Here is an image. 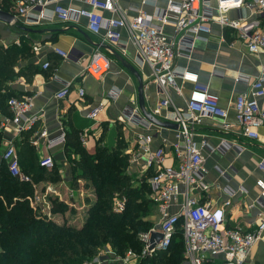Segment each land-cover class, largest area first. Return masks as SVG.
Wrapping results in <instances>:
<instances>
[{
  "label": "crops",
  "instance_id": "obj_1",
  "mask_svg": "<svg viewBox=\"0 0 264 264\" xmlns=\"http://www.w3.org/2000/svg\"><path fill=\"white\" fill-rule=\"evenodd\" d=\"M115 1L125 18L131 20L136 16V10L154 15L157 10H163L171 0H151L154 5L143 4L142 0ZM58 3L65 8L80 6L69 0H59ZM16 6V0H0V10L14 16L11 23L0 21V51L3 57H12V62L6 66L9 73L0 87V97L1 100L12 97L32 98L33 108L30 115L35 116L37 120L30 130H23L20 133H17L12 125L0 127V166L3 165L8 173L3 154L9 145H12L18 158H25L26 151L29 150L36 158L37 172L25 171L21 166L22 177H26L27 180L16 179L19 183L31 186L32 193L24 199L15 197L11 205L0 197L4 209L10 210L17 201L26 200L36 218L42 220L45 217H54L58 215L53 214V208L57 203L53 200L52 207L49 205L51 190L54 192L55 187L65 184L67 197L70 196L67 204L69 211L84 209L83 200L72 190L77 188L80 182L85 184L83 179L77 177L80 173L73 172L81 158V154L71 144L74 140L69 137V133L74 131L85 155L95 158L99 149H103L108 154L116 151L119 158H126L124 173L129 177L132 187L141 190L150 206L153 205L158 210L152 200V190L148 183L152 171L144 166L145 157L140 153L138 141L141 136L149 135L150 149L164 151V166L177 168L179 163L172 152L177 131L142 122L145 119L138 109L136 79L116 62L109 51L100 48L108 46L131 64L141 76L145 109L161 122L178 126L173 116L177 112L185 113L187 98L194 87L214 97L218 105L226 111L225 121L229 124L228 130L216 129L219 120L211 118L201 119L190 130L191 141L198 148L203 160V180L210 187L203 198L197 196L198 202L207 200L211 208L221 209L224 226L227 228L242 231L254 228L259 216L264 214V203L257 202L260 195L263 196L264 202V193L260 194L255 186L258 179L264 182V173L256 168L258 160L264 159V125L257 129L256 140L244 138L233 122L231 107L237 95L249 92L250 83L256 78L259 65L264 62L263 54H248L235 31L211 22L209 33L198 36L189 57L177 56L174 60L175 67L197 75L196 85L193 86L178 78L176 80L178 90L166 87L162 91L154 82L150 68L137 62L134 46L124 30L121 31L120 44L115 47L104 41L103 31L98 35L90 33L86 28L85 18L67 23L58 22L51 14L52 6L42 19L35 16L21 17L16 15ZM210 6L213 16L217 17L215 0H210ZM224 15L230 20L236 19L238 15L246 17L247 20L258 18L264 24V13L251 14L244 7L228 10ZM103 17L109 19L117 15L103 13ZM22 29H26L27 32ZM164 31L169 37L173 35L170 26ZM55 48L65 51L67 58L62 59L54 52ZM96 50L105 52L112 60L110 70L100 80H95L84 73V67ZM44 63L49 64L47 69L42 68ZM6 69H0L2 76ZM65 85L69 86L67 96L61 100L56 99L54 95ZM81 90L84 92L83 97L79 96ZM165 100L168 101L166 106L163 105ZM5 103L6 101L3 102L4 110L0 108L2 118L11 116ZM259 105L264 108V99L259 101ZM94 109L99 111L96 118L91 120L87 117ZM134 111L138 113L135 115ZM62 132L65 133L64 144L48 148L46 139L55 138ZM221 139L232 144L231 147L224 148ZM45 157L53 159L52 170L54 169L58 181L48 174H51V169L40 167L39 162ZM36 188L38 191H35ZM192 195L196 196L197 192L193 191ZM41 198L45 199L44 204L38 203ZM118 200L124 201V209L116 213L121 214L126 209L127 201L126 198L113 197L112 211ZM225 201L230 202L227 208L223 207ZM181 202L180 195L176 204L170 208V212H178ZM87 208L85 215H82L85 219L79 222L78 226H72H82L86 221ZM144 220H147V217ZM75 221L71 224L76 223ZM158 225L159 223L147 231L157 229ZM179 233L177 232L173 239ZM243 264H264V231L259 241L247 253Z\"/></svg>",
  "mask_w": 264,
  "mask_h": 264
},
{
  "label": "built area",
  "instance_id": "obj_2",
  "mask_svg": "<svg viewBox=\"0 0 264 264\" xmlns=\"http://www.w3.org/2000/svg\"><path fill=\"white\" fill-rule=\"evenodd\" d=\"M80 4L78 7L65 8L59 0H16V15L21 17L35 16L42 19L50 8L52 16L61 23L78 21L85 18L87 30L95 35L104 32V41L118 46L122 33H127L130 43L134 46L137 62L147 65L154 82L163 91L166 87L176 90V80L179 78L193 86L197 83V75L186 69L175 67L174 60L177 56L189 57L193 50L194 42L199 35L209 33V24L215 22L223 28L235 31L245 45L246 52L250 55H264V24L256 18L247 20L244 16L228 19L224 13L228 10L246 8L251 14L264 13V0H215L217 17L213 16L210 0H179L168 1L163 10H157L154 15H149L141 10H136V16L127 20L115 0H69ZM143 4H151V0H142ZM103 13L116 14L117 17L105 19ZM170 26L173 30L171 37L165 33V28ZM123 49V50H122ZM121 50L124 51V47ZM35 51H37L35 49ZM62 59L67 58L63 50L54 49ZM112 64L111 57L103 51L96 50L84 67V73L95 80H100L108 73ZM48 63L42 65L47 69ZM69 92L65 85L54 97L64 99ZM83 97L84 92L79 91ZM264 99V62L259 65L256 78L250 83L248 93L237 95L232 103L233 122L239 128L241 136L249 140L257 139V129L264 125V108L259 101ZM32 98L12 97L6 100L10 117H1L0 127L12 125L16 132L30 130L37 118L30 115L33 108ZM168 101H164L166 106ZM99 109L92 110L88 117L94 120ZM138 111H134L136 115ZM133 115V114H132ZM133 115V116H135ZM227 113L222 109L216 99L206 92L193 88L186 102L185 113L177 112L173 120L178 124L176 142L172 145L174 158L178 161L177 168L164 166V151L151 150L148 146L151 137L144 135L139 138L140 153L145 157L144 166L152 171L148 183L152 190V200L158 207V228L140 235L142 250L135 252L128 250L123 257L117 256L106 250L104 256L100 255L88 264H140L141 260L153 257L156 253L166 251L173 236L180 232L183 244V257L186 264H243L250 249L259 241L264 231V214L259 216L257 224L251 230L242 231L237 228L224 226V215L221 209L211 208L207 200L198 202V197L203 196L210 187L203 180V160L194 142L191 141V127L198 124L203 118L219 120L215 128L226 131ZM145 122V120H142ZM142 124V123H140ZM65 142V133L62 132L55 138H47V147L52 149ZM221 144L231 147L223 139ZM3 159L7 162L8 172L14 178L22 177L19 158L12 145L6 149ZM40 167L52 169L54 166L51 157L42 158ZM256 168L264 173V159L261 158ZM255 186L260 194L264 193V182L255 181ZM197 195L193 196L192 192ZM181 195L182 202L179 211L171 213L170 208L176 204ZM198 196V197H197ZM260 195L257 202H263ZM229 201L223 203L227 208ZM124 209V201L118 200L113 206L115 213ZM158 232L162 239L150 247V235Z\"/></svg>",
  "mask_w": 264,
  "mask_h": 264
},
{
  "label": "trees",
  "instance_id": "obj_3",
  "mask_svg": "<svg viewBox=\"0 0 264 264\" xmlns=\"http://www.w3.org/2000/svg\"><path fill=\"white\" fill-rule=\"evenodd\" d=\"M2 54L0 51V69L5 70L12 62V57H3ZM8 73L7 68L3 76L0 74V87ZM5 101L0 97L2 110ZM69 137L74 140L71 142L73 148L81 154L73 172L80 173L77 177L85 180V187L93 189L95 193L94 204L87 208L86 221L82 226L75 227L40 220L33 215L26 200L17 201L10 210L4 209L3 200L11 205L15 197L24 199L30 195L32 187L27 186V183H19L1 165L0 197L3 200L0 199V264H65L66 260L72 261L71 264H82L99 253L103 246L118 255H124L128 250L137 252L142 248L139 237L150 228V222L144 220L142 215L149 202L141 190L132 187L129 177L124 173L127 159L119 158L116 151L108 154L103 149H99L97 156L91 158L81 149L76 132L71 131ZM26 154L25 158H19L20 169L22 166L25 171L37 172L36 158L29 150ZM51 170V174H48L58 181L54 170ZM115 196L126 198V209L121 214L112 211L111 201ZM65 209L63 203H57L53 212H63ZM176 244L175 239H172L166 251L143 259L140 264H179L182 255ZM171 249L174 257L167 258L166 254ZM14 253L28 255V258H16ZM75 257H85V260H73Z\"/></svg>",
  "mask_w": 264,
  "mask_h": 264
},
{
  "label": "rangeland",
  "instance_id": "obj_4",
  "mask_svg": "<svg viewBox=\"0 0 264 264\" xmlns=\"http://www.w3.org/2000/svg\"><path fill=\"white\" fill-rule=\"evenodd\" d=\"M58 166H59V168H61L60 164H58ZM83 182H85V180ZM83 185H84V183L80 182L77 188H75V189L72 188L73 193H75V195L80 196V198L83 200V203H84L83 206H85L83 210L77 211L76 209H74V210L69 211V205H67V204L70 200V196L68 195V197H67V193H68L67 192V184H65V185H62L60 187H55L54 192L51 190V196L52 197L51 198L49 197V201H50L49 205L50 206L53 205V203L51 202L53 200L56 203L61 202L66 206L65 211L60 212V213L56 212V214H58V215H55L54 217L52 216V217L42 218V216H41L40 218H42L43 221L50 222V223H55V224H60V225H65V226H67L68 224L78 226L80 224L79 222H81L82 220L85 219V217L82 216V215H85V209L88 206H90V204H94V202H95V193L93 192V189L91 190V189H89V187H87V188L85 186L83 187ZM35 191H38V188H36ZM139 197L141 198L142 196H139ZM44 200L45 199L41 198L38 203L44 204ZM46 201H47V199H46ZM80 203H81V201L79 200V205H80ZM157 212H158V210H156V208L153 205H151V206H150V204L146 205V209H145V212L143 213L142 217L143 218L147 217L148 222H150V227H155L159 223V212H158V214H157ZM53 214H55V213H53ZM74 220H76L75 221L76 223L71 224ZM142 232H144V231H141V233ZM175 242H177V244H178V245L176 244V246L180 247L181 255H182V260L179 264H186V260L185 261L183 260L184 259V257H183V248L184 247L182 244L180 233L175 236ZM106 250H109V249H107L105 246H103V247H101V249L99 251L104 252ZM141 250H142V248L140 249V251ZM140 251H137V252H140ZM100 252L96 253L93 258H90L89 261H86V262L84 261L82 264H88L90 261H92L97 256H100V255L104 256L105 253H100ZM16 254L14 253V256H16V258L26 259V260L28 258V255L22 254V256H19V254H17V255ZM116 255L121 257V258L123 257L122 254H119V255L116 254ZM166 256H167V258H173L174 257L173 250L171 249L170 252L168 254H166ZM84 258L85 257H79V258L75 257V258H73V260L78 261V260H83ZM61 260H65V259H61ZM67 263L71 264L72 261L67 262V260H66L65 264H67ZM107 264H116V263L107 262Z\"/></svg>",
  "mask_w": 264,
  "mask_h": 264
},
{
  "label": "water",
  "instance_id": "obj_5",
  "mask_svg": "<svg viewBox=\"0 0 264 264\" xmlns=\"http://www.w3.org/2000/svg\"><path fill=\"white\" fill-rule=\"evenodd\" d=\"M14 19V16L10 14L9 12H5L3 10H0V21L5 23H11ZM23 31H26V29H22ZM27 32V31H26ZM100 48L105 49L109 51V53L113 56V58L118 62L123 68H125L135 79L138 84L137 87V101H138V109L145 119L146 122L157 126L161 128H168L177 131L178 126L176 124H170L168 122H161L157 118H155L151 113L147 112L144 105V99H143V82L141 79V76L138 74V72L135 70V68L128 64L127 61H125L122 57H120L118 54H116L112 49H110L108 46H100ZM162 239V236L158 232H152L150 235V247L149 250H152L154 247V243L158 242Z\"/></svg>",
  "mask_w": 264,
  "mask_h": 264
}]
</instances>
